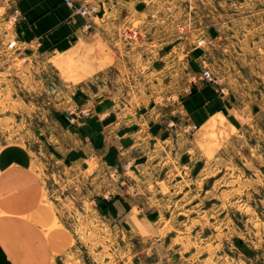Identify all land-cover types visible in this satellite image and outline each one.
Masks as SVG:
<instances>
[{"label":"rangeland","instance_id":"obj_1","mask_svg":"<svg viewBox=\"0 0 264 264\" xmlns=\"http://www.w3.org/2000/svg\"><path fill=\"white\" fill-rule=\"evenodd\" d=\"M9 2L0 0V152L26 145L39 161L65 235L44 264H264V0L130 6L129 55L112 75L141 77L133 115L145 159L117 150L111 163L97 146L79 170L59 147L78 146L109 73H94L86 54L81 62L19 42L5 24ZM85 6L89 17L103 9ZM208 86L215 107L189 110Z\"/></svg>","mask_w":264,"mask_h":264},{"label":"crops","instance_id":"obj_2","mask_svg":"<svg viewBox=\"0 0 264 264\" xmlns=\"http://www.w3.org/2000/svg\"><path fill=\"white\" fill-rule=\"evenodd\" d=\"M88 1L102 3L103 9L100 11L99 7L98 14L90 17L82 15L77 8ZM143 1L73 0L74 7H70L63 0H20L17 5L10 3L8 6L5 24L11 27L19 42L41 45L43 50H56L65 57H79L81 62L86 54L94 73H109L108 78H103V101L92 102L88 126L84 128L86 132L81 131L82 136L76 137L78 146L59 147L77 164V170L90 163L87 156L92 150L97 154V146L102 149L99 155L111 163L121 160L117 150L127 154L128 160L136 164L145 159V155L138 153L144 139L143 119L138 123L136 112V102L143 98L141 77L121 74L114 78L112 75L113 67L117 70L119 63L122 67L121 62L129 55L122 43L125 19L137 16L131 7ZM113 3H117V8ZM136 64L138 66V60ZM215 101V92L208 86L198 89L186 104L192 111L204 104L206 108L200 110L204 114L203 111L215 107ZM142 110L139 114H143ZM80 138L86 140L87 151L79 149ZM62 145L64 147L65 143ZM25 146L9 145L0 152V264H44L50 254L59 253L64 247V231L57 226V217L48 205L38 171L39 161Z\"/></svg>","mask_w":264,"mask_h":264},{"label":"built area","instance_id":"obj_3","mask_svg":"<svg viewBox=\"0 0 264 264\" xmlns=\"http://www.w3.org/2000/svg\"><path fill=\"white\" fill-rule=\"evenodd\" d=\"M10 2L9 3H11V4H13V5H17V3L20 1V0H9ZM64 1V3L65 4H67L68 6H70V7H74V2H73V0H63ZM18 9L17 8H15V12L16 13H18ZM77 11L79 12V13H81L82 15H84V16H88V15H90V10L89 9H87L86 8V6H80V7H78L77 8ZM204 76H205V78H207L208 80H212V75H211V73L210 72H208V71H206V72H204Z\"/></svg>","mask_w":264,"mask_h":264}]
</instances>
